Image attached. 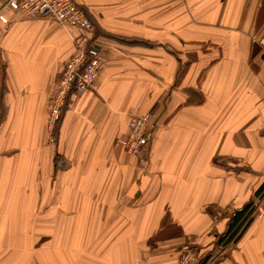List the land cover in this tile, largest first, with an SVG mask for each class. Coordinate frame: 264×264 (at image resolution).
<instances>
[{
    "label": "crops",
    "instance_id": "obj_1",
    "mask_svg": "<svg viewBox=\"0 0 264 264\" xmlns=\"http://www.w3.org/2000/svg\"><path fill=\"white\" fill-rule=\"evenodd\" d=\"M106 62L51 140L48 103L77 31L0 0V264H177L230 216L217 264H264V0H75ZM153 137L117 143L132 116Z\"/></svg>",
    "mask_w": 264,
    "mask_h": 264
},
{
    "label": "built area",
    "instance_id": "obj_2",
    "mask_svg": "<svg viewBox=\"0 0 264 264\" xmlns=\"http://www.w3.org/2000/svg\"><path fill=\"white\" fill-rule=\"evenodd\" d=\"M4 7L21 11L28 17L48 18L63 25L72 26L78 32L72 56L55 84L48 103V129L51 140H55V130L62 119L65 107L73 95H80L92 87L106 62L102 49L95 39V27L91 19L75 0H2ZM0 20L8 19L1 13ZM264 43V38L261 39ZM129 132L126 137L118 138L117 143L124 146L128 153L137 155L153 137L152 115L132 116L129 120ZM189 238L184 242L177 264H194L197 257Z\"/></svg>",
    "mask_w": 264,
    "mask_h": 264
},
{
    "label": "trees",
    "instance_id": "obj_3",
    "mask_svg": "<svg viewBox=\"0 0 264 264\" xmlns=\"http://www.w3.org/2000/svg\"><path fill=\"white\" fill-rule=\"evenodd\" d=\"M256 196L260 197V199L264 198V181L256 190ZM256 209L257 205L254 200L246 204L245 206L237 209L230 216L226 231L222 234L215 236V239L212 242V244H214L212 249L207 252L205 257H201L196 262V264H217L223 258L222 253L220 252H222V250H226L227 248L238 243L241 240L244 233L247 231L249 225L252 224ZM196 249L197 245L194 246V251H196ZM217 249H221L220 252ZM179 256L180 254H178V260Z\"/></svg>",
    "mask_w": 264,
    "mask_h": 264
},
{
    "label": "rangeland",
    "instance_id": "obj_4",
    "mask_svg": "<svg viewBox=\"0 0 264 264\" xmlns=\"http://www.w3.org/2000/svg\"><path fill=\"white\" fill-rule=\"evenodd\" d=\"M190 238H192V237H190ZM188 239H189V238H188ZM188 239H186L185 242L188 241ZM190 240H191L192 242L194 241V243L191 244L192 247H194V246L197 245V249H196V251H195V255H196L197 259H196V261H195V263H194V264H196V262H197L201 257H203V256H202L203 254H201V250L198 249V248H199V243L196 242V241L194 240V238H192V239H190ZM195 248H196V247H195ZM179 254H180V253H179Z\"/></svg>",
    "mask_w": 264,
    "mask_h": 264
}]
</instances>
